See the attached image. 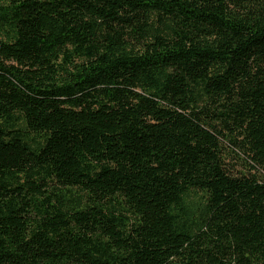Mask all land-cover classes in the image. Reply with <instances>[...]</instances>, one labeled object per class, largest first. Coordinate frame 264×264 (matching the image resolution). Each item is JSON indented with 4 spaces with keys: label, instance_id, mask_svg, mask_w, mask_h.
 <instances>
[{
    "label": "trees",
    "instance_id": "16d2710c",
    "mask_svg": "<svg viewBox=\"0 0 264 264\" xmlns=\"http://www.w3.org/2000/svg\"><path fill=\"white\" fill-rule=\"evenodd\" d=\"M0 264H264V0H0Z\"/></svg>",
    "mask_w": 264,
    "mask_h": 264
}]
</instances>
